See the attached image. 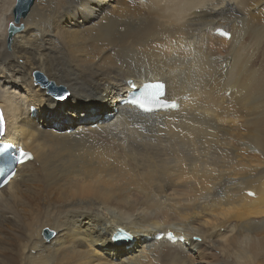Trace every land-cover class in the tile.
<instances>
[{"label":"bare ground","instance_id":"1","mask_svg":"<svg viewBox=\"0 0 264 264\" xmlns=\"http://www.w3.org/2000/svg\"><path fill=\"white\" fill-rule=\"evenodd\" d=\"M15 2L0 0V144L32 161L0 191V264H264V0H34L14 22ZM128 80L165 81L180 109L120 105ZM167 228L184 242L142 241Z\"/></svg>","mask_w":264,"mask_h":264},{"label":"snow or ice","instance_id":"2","mask_svg":"<svg viewBox=\"0 0 264 264\" xmlns=\"http://www.w3.org/2000/svg\"><path fill=\"white\" fill-rule=\"evenodd\" d=\"M22 2V0H21ZM168 0H165V3H167ZM193 0H185L186 4H191ZM67 5L70 9L75 11H81L83 13H87L90 8L89 0H67ZM220 7L228 9V10H235L234 4H229L227 6L221 5ZM208 11L209 8H206L204 4H201L199 7H195L193 10L197 13L201 12V10ZM182 22V21H178ZM12 27H15L14 25ZM132 81L128 80L127 84L132 85ZM135 91L138 92V97L134 96L129 102L132 105L138 106L140 109H143L145 111H150L152 108L156 107H167L168 104L166 103V82L157 80V82H148L144 83L140 86V88H135L133 86ZM59 100H64L66 97L64 95H60L57 97ZM172 107H176L175 104L171 105ZM5 131V122L3 119V113L0 112V136L4 135ZM21 161L18 158H14L8 153H0V173L3 174L5 178L9 176H14V168L17 163H20ZM0 185L6 186V179L0 180ZM249 195H254L253 193H249ZM211 223V221H209ZM168 239L172 240L174 239L171 232L168 234ZM111 240L114 242H121V241H131L133 238L132 236L128 235L125 236L123 234L122 230L117 231L115 234L111 235ZM180 239H183V236L180 237ZM194 239L199 240V236L194 237ZM119 246L123 247V243H120Z\"/></svg>","mask_w":264,"mask_h":264},{"label":"water","instance_id":"3","mask_svg":"<svg viewBox=\"0 0 264 264\" xmlns=\"http://www.w3.org/2000/svg\"><path fill=\"white\" fill-rule=\"evenodd\" d=\"M34 0H16L15 5L12 9V19L14 22H18L20 19L25 18L30 11L31 6L33 5ZM16 30L10 26L8 29V39L12 37ZM33 81L35 85H38L41 89L45 90L46 94L52 97L55 100L62 101L57 99L58 96L64 95L67 97L68 93L62 86H57L53 82L49 81L43 74L39 72H34ZM130 88H134L133 83L129 85ZM65 100V99H64ZM2 136H0L1 138ZM45 238H51L52 233L49 231L44 232Z\"/></svg>","mask_w":264,"mask_h":264},{"label":"rangeland","instance_id":"4","mask_svg":"<svg viewBox=\"0 0 264 264\" xmlns=\"http://www.w3.org/2000/svg\"><path fill=\"white\" fill-rule=\"evenodd\" d=\"M10 19L12 20V17L10 16ZM21 31H23L24 30V28H25V23H24V21H22V23H21ZM20 31V32H21ZM20 32H18V33H16V34H19ZM262 49H263V51H264V41H263V43H262ZM6 47H7V45H6ZM42 73V72H41ZM44 74V73H43ZM46 77V76H45ZM47 78V77H46ZM48 79V78H47ZM49 81H53V80H50V79H48ZM54 82V81H53ZM33 83H34V81H33ZM55 83V82H54ZM56 84V83H55ZM57 85V84H56ZM38 86V85H37ZM58 86H61V85H58ZM63 86V85H62ZM39 87V86H38ZM40 88V87H39ZM51 98V97H50ZM258 220V219H257Z\"/></svg>","mask_w":264,"mask_h":264}]
</instances>
